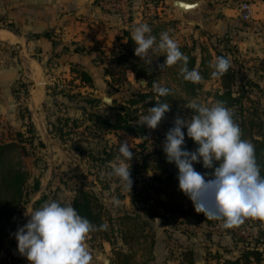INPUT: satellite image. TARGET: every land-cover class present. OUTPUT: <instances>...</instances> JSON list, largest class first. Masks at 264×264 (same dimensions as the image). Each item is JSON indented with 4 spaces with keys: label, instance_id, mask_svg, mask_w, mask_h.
I'll list each match as a JSON object with an SVG mask.
<instances>
[{
    "label": "rangeland",
    "instance_id": "1",
    "mask_svg": "<svg viewBox=\"0 0 264 264\" xmlns=\"http://www.w3.org/2000/svg\"><path fill=\"white\" fill-rule=\"evenodd\" d=\"M198 1H203L204 7L195 11L201 12L195 19L197 26L192 23L194 18L191 15L182 18L166 4V0L153 6L146 4L143 10L145 20L141 23L150 26L151 35L157 37L161 32L168 31L173 38V34H181L178 42L180 51L189 60V56L193 57L192 54L198 50L202 53L204 65L197 69L203 78L201 82L188 81L187 84L179 74L180 62L161 71L158 66L165 60L156 51L149 50L148 58L156 64L154 82L169 88L171 94L165 96L170 111L160 125L155 130L142 126L144 139L125 131H110L95 116L115 120L117 114H125L133 124L139 125L141 117L147 115L148 108H151V105L147 106L148 102H140L141 94L153 90V85L152 89L147 87L149 80L142 79L146 82L145 86L140 81L131 84L128 77L125 80L117 74L114 78H100L97 88L89 84L81 85L75 82L79 74L76 71H82L76 68L60 71L55 64L63 57V52L53 53L45 63L49 100L42 108V115L46 131L41 120L34 118L29 109L30 84L26 82L28 94L24 89L15 94L22 126H11L10 139L5 145L16 144L17 148L9 150L4 156L1 171L22 176L25 194L18 200L19 206L14 212L2 214L0 264H29L18 252L14 233L27 223L28 214L40 208L45 201L55 200L62 204L72 201L73 204L81 189L98 195L104 204V217L112 228L110 234L114 238L111 244L88 235L86 243L93 256L91 264H118L116 251L131 254L134 249L140 253L135 260L129 259L127 264H233L237 260L240 264H256L255 255L247 256L254 249L262 253L261 263L264 264V221L249 218L239 226L225 229L222 220L207 219L203 213L195 211L191 200L179 190L178 168L168 166L169 169L164 170L157 161V152L163 149L165 134L173 126L174 118L179 115L190 119L195 114L188 107L189 102L211 106L222 101L239 124L242 139L254 145L257 163L262 164L259 155L264 154V63L260 58L250 63L241 56L233 36L222 34L216 28L214 33L206 31L205 21L208 18L212 22L220 19L222 11L219 5L229 1L197 0L195 3ZM231 2L237 4L236 0ZM5 12L7 6L1 4L0 17ZM0 29L16 28L8 20L1 19ZM128 36H131L130 32ZM48 37L51 36L48 34ZM124 49L122 46L114 50L121 52ZM219 56L230 59L228 73L233 79L229 74L226 78L211 75L213 68L210 64ZM35 57L43 59L40 52H36ZM187 66L190 68L189 61ZM55 80L65 84V88L59 89ZM228 82L233 90L232 98L225 94L224 86ZM21 96L27 99L26 103L21 102ZM104 97L112 98L113 103L105 102ZM132 101L139 102L132 105ZM30 125H33L34 133L29 131ZM19 134L27 141L23 142ZM30 140L33 142L30 143ZM123 141L129 142L133 152L129 162L133 180L131 192L116 177L108 175L111 165L119 163L118 147ZM213 171L214 168L206 169L204 173ZM261 171L264 172V168ZM114 197L120 200L119 206L112 203ZM126 216L135 218L136 223L127 219L123 221ZM143 222L147 224L143 226ZM142 230L149 235L144 241L145 249L134 245L128 236L130 231L138 234ZM123 235L127 236V243L123 241ZM149 249L152 250V259L141 257Z\"/></svg>",
    "mask_w": 264,
    "mask_h": 264
},
{
    "label": "clouds",
    "instance_id": "2",
    "mask_svg": "<svg viewBox=\"0 0 264 264\" xmlns=\"http://www.w3.org/2000/svg\"><path fill=\"white\" fill-rule=\"evenodd\" d=\"M151 32L147 23L133 27L134 54L145 59L149 50L163 52L166 59L158 66L161 71L180 62L179 74L185 81L201 82L203 78L199 71L189 70L188 57L180 51L169 32H161L158 43ZM148 63L152 64V60L148 59ZM230 66L229 58L216 57L210 64L213 68L211 75L221 77ZM153 91L158 97L156 104L148 108V114L138 122L151 130H155L170 111V104L162 102L159 97L171 94L169 88L155 82ZM107 102L111 103L110 100ZM188 107L195 114L190 119L177 115L163 142L167 162L178 168L179 190L191 200L197 213H203L209 220H222L225 229L239 226L249 218L264 221V176L256 160L255 147L242 139V130L232 111L222 101L211 106L191 101ZM184 128L187 129V137L198 145L194 151L184 147ZM118 152L119 163L111 165L108 175L116 177L131 192L133 180L129 162L133 152L129 142H120ZM201 160L203 168H214V171L203 174L196 171L193 165ZM112 203L119 206L120 200L114 197ZM28 217L27 223L17 229L14 237L19 254L29 264H91L93 256L86 239L91 232L108 229L107 222L97 226L82 217L72 201L64 204L55 200L45 201Z\"/></svg>",
    "mask_w": 264,
    "mask_h": 264
},
{
    "label": "crops",
    "instance_id": "3",
    "mask_svg": "<svg viewBox=\"0 0 264 264\" xmlns=\"http://www.w3.org/2000/svg\"><path fill=\"white\" fill-rule=\"evenodd\" d=\"M97 1L0 0V5L7 6V12L0 20H8L16 28L0 29V119L7 120L14 128L22 126L15 89L23 80L30 84L29 109L34 118L41 120L45 130L42 108L49 100L45 63L53 53L63 52V57L55 64L60 71L76 68L86 72L92 79L93 88L99 87L100 78L107 79L106 59L116 47H126L125 33H131L136 24L145 20L142 13L150 0H133L131 23L102 11ZM181 1L195 3L197 0ZM227 1L219 5L222 11L220 19L213 20L215 23L210 18L205 21L206 31L214 33L216 28L222 34L233 36L241 56L250 63L256 58L264 63V0H236L237 4L243 1L252 3L255 14L248 23L241 20L237 4ZM197 13L201 12L190 14L196 26ZM180 35L173 34L177 43ZM36 52H40L43 59H37ZM157 53L161 59H166L163 52ZM192 56L196 61L195 69L203 68L202 53L196 50ZM127 77L131 84L136 83L133 72H127Z\"/></svg>",
    "mask_w": 264,
    "mask_h": 264
},
{
    "label": "trees",
    "instance_id": "4",
    "mask_svg": "<svg viewBox=\"0 0 264 264\" xmlns=\"http://www.w3.org/2000/svg\"><path fill=\"white\" fill-rule=\"evenodd\" d=\"M155 1L156 3L164 0H151ZM127 35V45L124 50L121 52L113 51L112 54L110 55L109 58L106 59L105 61V69H106V75L107 77H115L117 74L120 75V78H123L127 80V72L131 71L135 74L136 80L139 81L141 79H146L149 80L148 82V88L152 89L153 82L155 81V62L152 60V64L148 63V59L150 58H145V59H140L134 54V48L136 47L135 43L132 41L131 36H128L129 33H125V36ZM189 65L190 68L189 70L195 69L196 67V61L195 58L189 56ZM79 74L76 76V78L79 80V83L81 85L89 84L90 87H93L92 84V79L91 77L86 73V72H80L76 71ZM229 74V75H228ZM231 77L230 73H226L223 75V77ZM188 84V81H186ZM225 94L228 95L230 98H232L233 90L231 88L230 82L225 83ZM21 89H24L23 91L28 94L29 90L27 89V83L24 82L23 80L18 82L15 92H17ZM141 100L140 102H148L147 106L151 105V107H154L156 104V99L157 94L153 91L150 90L149 93H143L141 94ZM159 99L162 102H167L165 97H159ZM139 101H132V105H136ZM22 116V114H21ZM97 121L100 122L102 125H104L108 130L113 131V132H128L131 135L135 136L136 138H145V131H143V127L137 124L132 123V119L128 115H122V114H117L115 120H111L102 116H95ZM23 119V117H22ZM31 119V113H30V118ZM29 131L34 133L35 130L33 129V125H30ZM187 129L184 130L185 133V145L187 150L192 151V147L194 146L195 149L198 147V145L191 139L188 138L186 135ZM20 139L25 142L22 134L18 135ZM33 140H30V143H32ZM13 148H17L16 144H10V145H3L0 147V221H2V214L5 212H14L17 207L19 206V199L24 196V187H22L21 183V177L18 175H12L9 172L7 174L3 173L2 167L4 164V156L7 154V152ZM158 155V163L159 167H161L164 170L169 169L168 166H175L174 163H168L166 160V155L163 152V149L158 150L157 152ZM260 160L262 162L261 168H264V154L259 155ZM194 168L196 171L200 173H204L206 170L203 168L202 165V160L200 163H194ZM261 175L264 176V172L261 171ZM26 181L25 177L23 179ZM20 184V185H19ZM73 207L78 211V213L82 217H86L92 224L94 225H100L102 223L107 222L108 224V229L106 231H94L91 232L90 235L96 239L99 240H106L110 242L111 244L113 243V236L110 234V230L112 229L109 226V223L107 219L104 217V204L101 202L100 198L98 195L93 192V191H88L85 189H81L78 191V193L75 196L74 202H73ZM130 220L136 223L135 218L131 216H126L123 218L124 220ZM2 222H0L1 224ZM143 226H145L147 223L143 222ZM1 226V225H0ZM2 227V226H1ZM137 228L138 226L135 225ZM148 234V233H147ZM131 237V240L134 245H139L141 247H144V241H147L149 235H146L145 231L142 230L141 232H138V234L132 233L130 231L129 235ZM123 241L127 243V236L123 235ZM153 242L151 244V248L153 246ZM145 249V247H144ZM139 250L134 249L132 250L131 254H126L122 251H116V255L118 257V264H127L129 259L135 260L137 258ZM249 255H255L256 256V264H262L261 263V255L262 253L259 250L250 251L247 253V256ZM148 256V259H152V250H147L144 252V254L141 256L143 258H146ZM233 264H240V260L234 261ZM246 264H250L247 262Z\"/></svg>",
    "mask_w": 264,
    "mask_h": 264
},
{
    "label": "built area",
    "instance_id": "5",
    "mask_svg": "<svg viewBox=\"0 0 264 264\" xmlns=\"http://www.w3.org/2000/svg\"><path fill=\"white\" fill-rule=\"evenodd\" d=\"M133 0H98V7L109 14L118 16L121 20L126 23H131L133 20V11H132ZM157 4L155 1L148 2V6H153ZM237 11L240 15V18L243 22L248 23L254 19L253 5L250 1H243L238 4ZM57 87L59 89H64L65 84H62L59 80H55ZM22 103H26L27 99L21 96L20 98ZM20 102V103H21ZM26 109L24 108L23 114L25 120L28 119L26 114ZM11 133V124L5 120L0 119V147L8 143Z\"/></svg>",
    "mask_w": 264,
    "mask_h": 264
},
{
    "label": "water",
    "instance_id": "6",
    "mask_svg": "<svg viewBox=\"0 0 264 264\" xmlns=\"http://www.w3.org/2000/svg\"><path fill=\"white\" fill-rule=\"evenodd\" d=\"M166 4H168L171 8H173V10L176 13H178L182 18L189 16L190 13L195 12L197 11L198 8L204 6L203 1H198L197 3H187L181 0H166ZM141 81H144V80H141ZM145 84L146 82L141 83L142 86H145ZM103 99L105 102L110 100L111 103H113L112 98L104 97Z\"/></svg>",
    "mask_w": 264,
    "mask_h": 264
}]
</instances>
